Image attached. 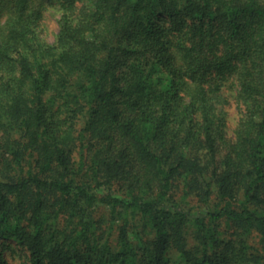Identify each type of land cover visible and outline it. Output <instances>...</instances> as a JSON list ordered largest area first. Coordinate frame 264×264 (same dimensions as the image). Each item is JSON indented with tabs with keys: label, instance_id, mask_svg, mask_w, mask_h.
<instances>
[{
	"label": "trees",
	"instance_id": "16d2710c",
	"mask_svg": "<svg viewBox=\"0 0 264 264\" xmlns=\"http://www.w3.org/2000/svg\"><path fill=\"white\" fill-rule=\"evenodd\" d=\"M0 264H264V0H0Z\"/></svg>",
	"mask_w": 264,
	"mask_h": 264
},
{
	"label": "rangeland",
	"instance_id": "374dc122",
	"mask_svg": "<svg viewBox=\"0 0 264 264\" xmlns=\"http://www.w3.org/2000/svg\"><path fill=\"white\" fill-rule=\"evenodd\" d=\"M55 14H53L51 11H47L46 12V16L44 19V33H45V37L47 40L52 41L54 38V35L56 33L57 30V25L55 22ZM235 114V112H232V116ZM234 121V118H232V122ZM11 245L19 252L22 253V249L20 246H18L15 242H13L12 240L10 241ZM18 260V259H16Z\"/></svg>",
	"mask_w": 264,
	"mask_h": 264
}]
</instances>
